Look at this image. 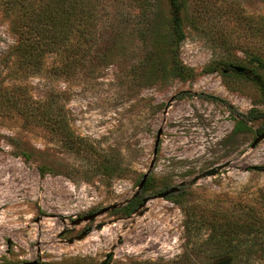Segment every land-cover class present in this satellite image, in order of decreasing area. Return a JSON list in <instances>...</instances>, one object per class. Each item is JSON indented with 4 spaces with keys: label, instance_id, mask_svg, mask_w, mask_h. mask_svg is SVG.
Segmentation results:
<instances>
[{
    "label": "rangeland",
    "instance_id": "374dc122",
    "mask_svg": "<svg viewBox=\"0 0 264 264\" xmlns=\"http://www.w3.org/2000/svg\"><path fill=\"white\" fill-rule=\"evenodd\" d=\"M101 1L97 42L70 70L57 52L38 68L20 65L14 16L0 12V83L51 97L81 137L69 148L0 109V264H211L202 242L214 212L264 220V137L251 146L264 130L255 120L233 131L240 114L264 110V95L222 70L223 62L254 66L245 51L264 55V0H189L195 27L185 22L178 46L192 71L186 77L155 70L148 57L166 0H149L147 17H159L146 40L137 29L147 17L134 4ZM216 165L214 175L192 180ZM146 170L149 182L136 193ZM177 185V195L156 196ZM136 195L130 213L119 210ZM192 210L196 220L186 227ZM251 233L259 234L243 237L237 264L264 263V230Z\"/></svg>",
    "mask_w": 264,
    "mask_h": 264
},
{
    "label": "trees",
    "instance_id": "16d2710c",
    "mask_svg": "<svg viewBox=\"0 0 264 264\" xmlns=\"http://www.w3.org/2000/svg\"><path fill=\"white\" fill-rule=\"evenodd\" d=\"M166 1L168 13L159 19L163 20V32L152 35L154 40L150 41L148 57L154 62L155 70L162 67L161 70L171 75L191 76V69L182 64L178 57V46L185 37L184 25L190 14L189 0ZM129 2L139 9L141 17H147L150 12L149 0ZM101 7V0H0V12L14 16L10 25L17 38L13 52L18 63L28 69L40 67L43 58L51 52L61 53L65 70L79 65L97 42L96 32ZM158 17L159 14L154 13L153 17L144 18V22H141L137 29L140 38L146 40L153 29L158 28ZM191 20L187 22L195 27ZM148 30L149 34L146 33ZM257 51H245L254 66H244L243 71L237 72L231 67V63L223 62L227 71L222 73L251 80L264 95V55ZM218 64L222 65L221 62ZM215 67L211 65L207 69L214 70ZM222 70L224 71V68ZM206 96L212 98V95ZM0 109L19 114L26 124L38 123L44 126L69 148L76 147L81 140V137L66 126L64 113L49 96L44 100H36L20 85L7 87L0 83ZM255 120L260 121L259 129L264 130V110L251 107L246 113L240 114L233 131L248 128L246 123ZM148 182L149 179L146 178L141 189H144ZM173 194L177 195L178 192ZM138 202L139 197L136 195L119 210L128 214ZM221 214L218 216L217 212H214L212 218L206 219L208 221L205 223L210 231L202 242V248L211 256V264H235L241 244L245 243L243 237L256 236L259 233L251 232L263 231L264 220L252 215V211L245 212L243 220L239 216L231 218L227 214ZM193 220L196 219L192 210L186 216L185 226L193 225ZM186 234L191 236L192 233ZM248 256L249 253L246 257Z\"/></svg>",
    "mask_w": 264,
    "mask_h": 264
},
{
    "label": "water",
    "instance_id": "95a60500",
    "mask_svg": "<svg viewBox=\"0 0 264 264\" xmlns=\"http://www.w3.org/2000/svg\"><path fill=\"white\" fill-rule=\"evenodd\" d=\"M231 67H232L235 71H237V72H241V71L244 70V66H241V65H231ZM225 71H226V69L224 70V72H225ZM160 133H161V130L159 129V130H158V133H157L156 140H155V142H154L153 154L156 153V150H157V144H158V137H159ZM263 137H264V133L257 135V136L255 137V139L253 140L251 146H254V145H255V144H256L261 138H263ZM153 162H154V158L151 160L150 165H149V168L152 167ZM222 166H223V165H216L215 167H211V168H209V169H207V170H205V171H203V172H201V173H199V174L194 175V176L192 177V180H196V179H198L199 177H201V176H205V175H214V174L217 172V170H219ZM147 175H148V170H146V171L142 174L141 180H140V182H139V184H138V186H137V192H136V193H138L139 189H140V188L142 187V185L144 184V182H145V180H146V178H147ZM181 184H183V183L181 182L179 185H181ZM179 185H177V186H171L170 188L166 189L165 191H162V192L158 193L156 196L165 197V196H167V195L170 194V193L177 192L178 189H179ZM146 200H147V198H143V199H142V204L145 203ZM113 207H115V205H112V206H110V207H104V208H102V209H100V210H98V211H96V212H94V213H92V214H90V215H88V216L83 217V219L93 218V217H95L97 214H99V213H101V212H104V211L108 210L109 208H113ZM99 227H100V225H99ZM26 264H29V263H26ZM101 264H103V263H101Z\"/></svg>",
    "mask_w": 264,
    "mask_h": 264
}]
</instances>
